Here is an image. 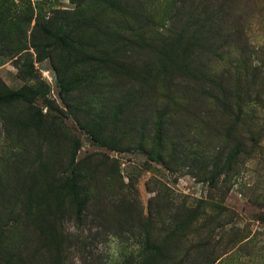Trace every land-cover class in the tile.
<instances>
[{
  "label": "rangeland",
  "instance_id": "rangeland-1",
  "mask_svg": "<svg viewBox=\"0 0 264 264\" xmlns=\"http://www.w3.org/2000/svg\"><path fill=\"white\" fill-rule=\"evenodd\" d=\"M23 85L0 264H264V0H0Z\"/></svg>",
  "mask_w": 264,
  "mask_h": 264
},
{
  "label": "trees",
  "instance_id": "trees-1",
  "mask_svg": "<svg viewBox=\"0 0 264 264\" xmlns=\"http://www.w3.org/2000/svg\"><path fill=\"white\" fill-rule=\"evenodd\" d=\"M167 50H163V55L168 57ZM34 96V89L31 86L23 85L17 89L12 88H3L0 89V107L3 105L28 98ZM75 204V215L76 219L79 220L81 218L82 210H83V201L78 197L76 193L75 185L71 184L69 186V193H68Z\"/></svg>",
  "mask_w": 264,
  "mask_h": 264
}]
</instances>
